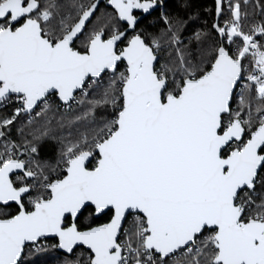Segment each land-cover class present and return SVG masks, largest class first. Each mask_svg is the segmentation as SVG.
<instances>
[{
	"label": "snow or ice",
	"instance_id": "1",
	"mask_svg": "<svg viewBox=\"0 0 264 264\" xmlns=\"http://www.w3.org/2000/svg\"><path fill=\"white\" fill-rule=\"evenodd\" d=\"M249 6L193 29L192 0H0V264H264Z\"/></svg>",
	"mask_w": 264,
	"mask_h": 264
},
{
	"label": "trees",
	"instance_id": "2",
	"mask_svg": "<svg viewBox=\"0 0 264 264\" xmlns=\"http://www.w3.org/2000/svg\"><path fill=\"white\" fill-rule=\"evenodd\" d=\"M181 0H164V9L163 11L166 13H175L180 11L179 5ZM192 4L194 9H198L200 12V19L193 24L190 25V28L196 27H204V21H207V26L210 27L212 23V17L208 15L204 9L210 8L213 5V0H192ZM264 4V0H250V6L248 11L253 18L259 19L260 8L257 5ZM159 9L152 15V17L148 20H144L142 22L141 27L148 28L151 30L152 22L158 19ZM3 111V110H1ZM42 157L46 159H54L56 155V146L53 143L45 144L41 149ZM100 222H104L103 218H101ZM52 250H50L46 254H41L37 258V264H62L63 259L65 258L63 255L58 253L57 255H53ZM75 258V257H71Z\"/></svg>",
	"mask_w": 264,
	"mask_h": 264
},
{
	"label": "rangeland",
	"instance_id": "3",
	"mask_svg": "<svg viewBox=\"0 0 264 264\" xmlns=\"http://www.w3.org/2000/svg\"><path fill=\"white\" fill-rule=\"evenodd\" d=\"M79 251H80V249H77V252H79ZM51 252H52L53 255H57V254H58V252L55 251V250H52ZM82 259H83V258H82Z\"/></svg>",
	"mask_w": 264,
	"mask_h": 264
},
{
	"label": "flooded vegetation",
	"instance_id": "4",
	"mask_svg": "<svg viewBox=\"0 0 264 264\" xmlns=\"http://www.w3.org/2000/svg\"><path fill=\"white\" fill-rule=\"evenodd\" d=\"M157 10H158V9H157ZM157 10H156V11H157ZM156 11L152 12V14H151L150 16H148L147 18L143 19V21H144V20H148V19H150V18L152 17V15H153Z\"/></svg>",
	"mask_w": 264,
	"mask_h": 264
},
{
	"label": "water",
	"instance_id": "5",
	"mask_svg": "<svg viewBox=\"0 0 264 264\" xmlns=\"http://www.w3.org/2000/svg\"><path fill=\"white\" fill-rule=\"evenodd\" d=\"M57 252L64 256V254L62 252H59V251H57Z\"/></svg>",
	"mask_w": 264,
	"mask_h": 264
},
{
	"label": "built area",
	"instance_id": "6",
	"mask_svg": "<svg viewBox=\"0 0 264 264\" xmlns=\"http://www.w3.org/2000/svg\"><path fill=\"white\" fill-rule=\"evenodd\" d=\"M256 19H258L257 17H256ZM2 109H0V111H1Z\"/></svg>",
	"mask_w": 264,
	"mask_h": 264
}]
</instances>
